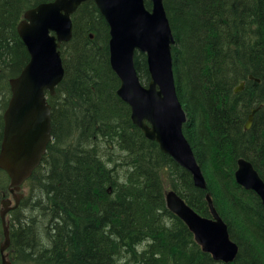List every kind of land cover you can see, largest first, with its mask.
Listing matches in <instances>:
<instances>
[{
    "label": "trees",
    "instance_id": "1",
    "mask_svg": "<svg viewBox=\"0 0 264 264\" xmlns=\"http://www.w3.org/2000/svg\"><path fill=\"white\" fill-rule=\"evenodd\" d=\"M48 1L51 0H0V86L7 92L4 107L10 95L8 78L18 75L29 61L16 26L25 9ZM244 1L245 7L241 9L237 8L238 0H163V4L175 39L172 58L176 94L190 119L196 115L206 124L201 133L202 141L183 128L200 165L208 158H220L232 172L236 158L242 154L264 180V104L254 114L249 135L243 136L240 130L243 114L252 103H258L257 99L264 98V0ZM145 3L150 8V1ZM72 23V38L61 46L64 77L56 94L48 97L52 106V140L41 164L27 181L34 188L33 182L38 180L46 196L42 204L47 202V206L38 207L41 199L36 196L39 194L30 193L38 200L37 206L30 207L33 215L24 229L15 222L24 216L25 198L20 206L9 212L11 244L6 251L7 258L11 264L36 261L118 264L107 256V247L111 245L109 238L117 236L139 243L144 236L134 235L144 232L153 241L149 246L160 247L155 250L162 257L154 261L155 250H147L142 256H133L137 263L177 264V260L183 261L182 264H213L209 254L204 253L201 258L195 254L194 250L200 249L192 233L178 216L164 207L162 191L158 198L164 212L157 213L154 207L151 211V203L141 187L144 175L148 177L151 171L146 169L145 161L136 156L140 144L157 153L155 157L149 152L157 163L160 158L165 162L158 167L157 178L159 174L164 182L169 181L179 190L178 194L202 214L187 193V181L179 172L182 169L133 124L130 107L117 95L119 79L109 61L107 22L90 0L78 7L72 15ZM242 33L244 38L237 40ZM231 38L234 41L231 42ZM134 63L140 81L146 85L149 81L146 55L136 52ZM242 67L248 68L253 78L261 81L250 80L243 91L235 93L233 88L239 81L236 75L242 76ZM251 87L259 88L260 92L256 91V97L249 101L246 92ZM204 105L207 109L199 115L198 110ZM135 134L137 146L131 149L129 144ZM58 144L65 148L59 149ZM116 145L120 166L128 168L125 174L129 178L125 180L133 184L127 200L114 197L113 182L110 183L114 174L110 179H94V184L91 181V168L95 165L100 167L103 176L108 168L116 165ZM57 150L61 153L59 159L54 157ZM42 165H46L44 171ZM86 183L92 184L89 189ZM242 193L243 196L238 197L244 200L241 230L251 231L244 242L252 241L253 244L238 252L230 264H264L263 233L258 228H263L264 216L255 208L257 197L251 192ZM98 195L102 199L100 206L94 204L78 209V204L89 205V196L95 199L97 197L93 196ZM165 220L171 221V228L165 226ZM111 224L114 228L106 235L105 230Z\"/></svg>",
    "mask_w": 264,
    "mask_h": 264
},
{
    "label": "water",
    "instance_id": "2",
    "mask_svg": "<svg viewBox=\"0 0 264 264\" xmlns=\"http://www.w3.org/2000/svg\"><path fill=\"white\" fill-rule=\"evenodd\" d=\"M87 0H53L27 9L17 32L29 53L21 72L9 78L11 96L3 112L0 168L9 176L10 198L0 204L4 240L0 246L2 264H11L5 250L10 244L7 214L16 208L23 194L21 185L40 164L51 140V105L46 92L55 94L64 76L60 46L72 37L71 15ZM94 0L109 26V61L119 78L117 95L131 110L132 122L162 152L187 169L202 185L201 169L182 132L185 112L178 100L171 46L174 38L162 0ZM147 57L149 81L141 84L134 65L135 52ZM240 87L235 89L237 92ZM253 114L247 127L252 123ZM239 184L254 190L264 201V181L252 164L239 160ZM167 207L186 224L194 239L214 259L232 262L237 247L230 240L225 222L212 210V218L200 216L173 190L167 193Z\"/></svg>",
    "mask_w": 264,
    "mask_h": 264
},
{
    "label": "bare ground",
    "instance_id": "3",
    "mask_svg": "<svg viewBox=\"0 0 264 264\" xmlns=\"http://www.w3.org/2000/svg\"><path fill=\"white\" fill-rule=\"evenodd\" d=\"M243 1L244 0H238L237 8L241 9L242 7H245V5H244L245 1H244V4H243ZM244 36H245L244 33L238 34L237 40L240 38H244ZM232 41H234L233 38H231V42ZM235 45H236L235 43L232 44L233 47H235ZM250 68L251 67H249V69ZM247 69L248 68L245 69L244 67H242V72H243L242 76L239 77L238 74L236 75V77H238L239 81L235 84V86L233 88L234 92H235V89L237 87H240V89L237 92L243 91L245 89L246 85L248 84V81H250V80L254 79L258 83L261 81L258 78H253L254 76L251 74L250 70H247ZM251 89L254 90L255 92L252 91ZM251 89H249V91L246 92V96H248L247 98L249 99V101L253 100V98L256 97L257 92H260L259 88L253 89V87H251ZM237 92H235V93H237ZM4 95H5V91H4ZM255 102H258V103H252L248 109V112H246L242 116V120L240 122V130H241L242 134H244L243 136L249 135L250 129L252 128V125L254 122V114L258 111V109L261 106H263L264 98L261 97V98L257 99V101H255ZM181 106H182V104H181ZM182 108L185 112V119L182 123V132H183V128L186 131L189 130V131H191L192 136L198 135L200 141H202L203 136L201 133H202V131L205 130V127H206L205 120L204 119H198V117L196 115L190 119L188 112L184 109L183 106H182ZM206 109H207L206 105L201 106L198 110V114L202 115L204 113V110H206ZM252 114H253L252 123L250 124V126L247 127L248 119L250 118V116ZM2 138H3V132H1V135H0V147H1V143H2ZM136 140H137V137L135 134L133 139L131 140V142L129 144V147L131 149H134L137 146ZM57 147L59 149L61 148V150H63L65 148V147L62 148V146L60 144H58ZM158 147H159V145H158ZM159 149H160V147H159ZM115 150H117L116 151V157H115L116 158L115 159L116 165L114 167L108 168L107 169L108 171L105 172L104 176L101 175V173H100V171H101L100 167L95 165L94 168H91V174H92L91 181L94 184V182H95V181L93 182L94 179H97V178L105 179L106 177L110 179L114 174V180L110 182V183L113 182L112 185H113L114 197L124 198L127 200L129 193H131L133 191V188H132L133 184L129 185V183H128L129 180L128 181L125 180V179L129 178V176L127 174H125V171L128 168H127V166H120L121 162L119 160L120 156L118 154V150H119L118 145H116ZM138 150L139 151L136 154V156L138 158L143 159L145 161V165L147 166L146 169H150V171H151V173L148 177H145V175H144V178L141 181V187L143 188V190L145 192L146 199L151 203V211L154 207V209L157 213H163L164 212L163 207L161 205L160 199L158 198V194L162 191V194H161L162 203L164 204L165 208H168L167 207V193H168V191L173 190L174 192H176L178 194L179 190L176 189L175 187H173L169 181L164 182L162 179H160L159 174H158L159 179L157 178V173H159L158 167L164 165L165 162L161 158H160L158 163H157L156 158H154V160H153L151 153L153 154V156L158 157L157 153L154 150L147 148L146 146H144L142 144H140V147ZM57 151H58V153L54 154L55 159H59L61 157V153L59 152V150H57ZM160 151H161V149H160ZM192 151L194 153V157H195V159L199 165V168L201 169V172H202V175L204 178L202 185L198 184L199 182H197L194 179L192 174L187 169H185L183 166H181L177 162H175V163L177 165H179V167L182 170H186L187 173L182 171V170H179V172L181 173V175L180 174L179 175L183 176L185 178V180L187 181V184H188L187 185L188 186L187 193L189 195H191L190 196L191 199L195 202V204L201 210V213L203 215L200 214L196 209H195V211L202 217L212 218L213 217L212 216V210H214L216 212V214L218 216H220L222 218V220L225 222L227 229H228V232H229V237L231 236L230 240L235 244L238 252L244 251L248 246L252 245L253 242L252 241L244 242V240L248 236H251V231L250 232H247V231L243 232L241 230L242 217L244 215V212H243L244 200L242 198H238V197L243 196L242 191L251 192L252 194H254L257 197L256 199H254L255 208L260 214H262L264 216V201L262 200V198L254 190L246 188L242 184H239L237 179H236V174H237L238 167H239V160L244 159L250 163H251V161L248 160L246 156L239 154V156L235 160L233 171L231 172L228 169V167L226 166L225 162L220 158H217L216 160L214 157H211L210 160L208 158L207 161L204 162V165L203 164L200 165L193 149H192ZM149 152H151V153H149ZM140 156H142V157H140ZM148 156L151 157L152 161H149ZM227 156H229V154H227ZM101 164L105 165V162L101 161ZM108 164H110V163H108ZM42 166H43L42 167V169H43L46 165H42ZM43 171H44V169H43ZM122 177L124 178V180L126 182H121ZM0 185H1L0 189H2L4 187V179L3 178H0ZM91 185H92L91 183H88L87 189H89V187ZM31 195L29 194V196L27 198H25L27 208H25L23 218L20 219L19 221L15 222V225L21 224L22 225L21 227L23 229L25 226H27L29 224L30 219H28V218L33 215V213H31L30 207L34 208L35 206H37L35 204H36V202H37L36 200H38V198L35 199V201H33L34 197H32ZM178 195L181 196L180 194H178ZM93 197H97V198L93 199V198H91V196H89V198H88L89 199V205L78 204V209L81 207L90 208L94 204H97L100 206L102 203L101 195L93 196ZM23 199H24V197L21 198L22 201H23ZM29 201H31V204H29L30 206H28ZM46 203L47 202H44L42 204V201L39 200L38 207L43 209L45 206H47ZM117 204H122V203L118 202ZM132 204L134 207L137 206V204H135V203H132ZM48 206H49L50 210L53 212L54 209H53L52 204L49 203ZM254 214L256 215V211L254 212ZM36 215L37 214H35L34 216H36ZM70 215L71 214L69 213V216ZM0 222H1V220H0ZM262 225L264 228V222L263 221H262ZM112 228H114V226L112 224L106 228V230H105L106 235L110 234V231ZM258 228H259L260 232L263 233L262 237L264 240V229L261 227H258ZM0 232H1V240H0V246H1V244L4 240L2 223L0 224ZM136 235H143L144 236L143 240H141V242L145 241L147 238V235L144 232L143 233H135L134 237ZM9 236H10V229H9ZM109 241H110L111 245L109 247H107V249L109 250V253H108L109 255L107 254V256H111L112 259L115 260L118 264H140V263H137L136 260L132 259V258H133V256L136 258L137 256L144 255V251L141 253H138L136 250V245L141 243V242L138 243L136 241H133L132 239H127V238H122V237H117V236L110 237ZM194 241H195V244L200 249V250H194L195 254L199 258H201L202 257L201 255H203L204 253L209 254L208 252L203 251V248L195 239H194ZM10 244H11V237H10ZM10 244H9L8 248L10 247ZM8 248H6V251L8 250ZM155 249H160V247L159 246L152 247V246H149V244H148L145 251L155 250ZM156 251L157 250H155L152 254V256L154 257L153 258L154 261L160 260V258L162 257V256L159 257V253H157ZM0 255H1V264H2L1 252H0ZM166 257H168V256H166ZM246 257L248 258L247 259L248 261L249 260L252 261V259L249 258L250 256H246ZM211 259L214 261L213 264H220V263L221 264H230L235 260L234 259L230 263H225L223 260L214 259L212 256H211ZM168 262L170 263V262H172V260L170 259V261H168ZM176 263L182 264L183 261L178 262L176 260ZM26 264H53V263H50V262L44 263V262L36 261L33 263H26Z\"/></svg>",
    "mask_w": 264,
    "mask_h": 264
},
{
    "label": "rangeland",
    "instance_id": "4",
    "mask_svg": "<svg viewBox=\"0 0 264 264\" xmlns=\"http://www.w3.org/2000/svg\"><path fill=\"white\" fill-rule=\"evenodd\" d=\"M87 1H90V0H87ZM94 2V0H92ZM146 0H144V3H145ZM163 1V0H162ZM86 2V1H85ZM84 3V2H83ZM95 3V2H94ZM82 4V3H81ZM146 4V3H145ZM96 5V3H95ZM151 1H150V6H151ZM97 7V5H96ZM98 8V7H97ZM9 89V85L7 84V90ZM4 88L2 86H0V132H2V125H3V118H2V115H3V111L5 109V107L3 106V100L5 98V95H6V91H5V95H4ZM9 93H10V90H9ZM2 170L0 169V178H3L4 179V187L2 189H0V201L2 198L4 197H8V198H12V195L9 193L7 187H8V184H9V177L8 175L5 173ZM37 183V184H36ZM33 185L35 186L34 188L31 187L30 183L29 182H26L22 185V190L21 192L23 193L24 195V198H27L28 195L30 193H32L33 195H37L36 197L40 198L41 201L43 200V198L45 199V195H44V190H42V186L38 183V180L36 179L34 182H33ZM1 186V185H0ZM33 189V190H32ZM33 191V192H32ZM49 192V191H48ZM47 193V191H46ZM22 201V200H21ZM33 201H35V198L33 199ZM21 203V202H20ZM19 203V205H20ZM29 204H31V201H29L28 203V206H30ZM27 206V205H26ZM0 207H1V204H0ZM26 208V207H25Z\"/></svg>",
    "mask_w": 264,
    "mask_h": 264
},
{
    "label": "clouds",
    "instance_id": "5",
    "mask_svg": "<svg viewBox=\"0 0 264 264\" xmlns=\"http://www.w3.org/2000/svg\"><path fill=\"white\" fill-rule=\"evenodd\" d=\"M121 182H126L123 177L121 178ZM165 226L168 227V228H171L172 227L171 221L165 220ZM151 243H153V241L150 238H146L145 241H143V242H141V243L136 245L137 252L141 253V252L145 251L147 245L151 244Z\"/></svg>",
    "mask_w": 264,
    "mask_h": 264
}]
</instances>
